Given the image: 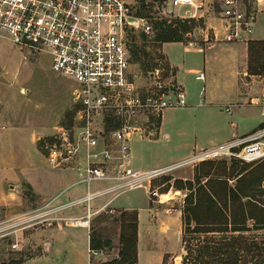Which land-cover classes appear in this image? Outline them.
I'll return each instance as SVG.
<instances>
[{
	"label": "built area",
	"instance_id": "2783aa9c",
	"mask_svg": "<svg viewBox=\"0 0 264 264\" xmlns=\"http://www.w3.org/2000/svg\"><path fill=\"white\" fill-rule=\"evenodd\" d=\"M141 1L145 6L159 3L168 19L181 5H187L188 10L173 15L181 19L201 18L210 11L226 42H246L257 11L264 9V0H211L204 8L202 0H0V35L29 53H47L50 68L74 83L72 122L58 125L52 138L44 140L43 148L51 166L75 167L78 178L71 185L84 183L86 187L78 196L60 202L55 195L36 213L24 212L2 223L0 237L17 223L32 225L31 220H64L88 227L92 214L129 190L144 187L148 195L161 201L151 180L168 169L221 154L244 161L264 155V140L259 139L263 133L255 131L161 167L142 170L131 165V135L154 134L166 108L187 103L184 87L158 80L155 71H148L146 82H140L141 72L132 66L129 31L140 28L148 33L152 29L151 15L138 12ZM195 77L203 80L204 71ZM223 108L229 110L228 105ZM97 197L104 200L93 209L91 201ZM75 206H81L83 212L52 214ZM10 245L15 248L17 242Z\"/></svg>",
	"mask_w": 264,
	"mask_h": 264
},
{
	"label": "rangeland",
	"instance_id": "374dc122",
	"mask_svg": "<svg viewBox=\"0 0 264 264\" xmlns=\"http://www.w3.org/2000/svg\"><path fill=\"white\" fill-rule=\"evenodd\" d=\"M202 2L204 8L211 0H202ZM139 10L144 15H151L149 20L152 24L150 32H145V37L141 36L140 32L143 30L140 28H133L129 31L131 48L137 50L136 55L132 51V66L141 72L139 81L146 82L148 71H155V76L160 81H174L175 71H171V68L168 67V59L164 52L168 54L170 59L177 56L179 61H182L185 52L180 44L171 41L164 43L163 52L162 42L153 39L152 19L155 17L165 18L159 3H155V6L147 5L142 9L139 4ZM186 10H188L187 5L176 7L170 18H177L178 16L173 15L185 13ZM194 19H196L197 24L191 25L189 23L187 32L190 34L181 33L182 41L196 42L201 46L209 43L218 45L219 42H224L220 37L219 21L210 11H205L203 17H195ZM252 31L251 36L255 35L264 40V9L257 11ZM258 46L259 44L254 45V48L251 49L253 54L250 55L251 65L255 68L260 63H263L264 66V47L261 56L254 52ZM24 54H27V57H24ZM168 64L170 65L169 61ZM262 73H264V69L257 75L241 74V77L248 80V93L250 90L254 92L256 97L253 100L254 103L260 106L261 111H264V76L262 77ZM196 81L197 84L201 83V80ZM73 86L74 83L70 79L50 68V57L47 53H29L27 49L19 48L6 36L0 35V164L6 174H9L8 168L12 166L17 172L22 173L24 171L35 184L37 182L44 183L47 188L52 187L51 185L56 184L59 180L66 182L78 177L76 169L62 168L72 165L51 168L45 159L46 151L42 148L44 151L40 153L36 148L34 139L36 135L52 136L56 133L58 125L68 122L69 113L73 108L71 92ZM250 96L248 94V104L250 103ZM223 106L222 111L224 112ZM223 116L221 117L224 118ZM255 131L263 133L259 139L264 140V122L263 125H255L248 133ZM206 159L214 162L224 160L226 164L234 160L237 167L248 162L228 154ZM201 161L204 160L186 163L155 176L151 180V184L161 194V201L156 200L158 196L148 195V191L144 187L135 188L130 192L120 194L121 196L118 195L120 196L118 202H122L121 200L125 197H130L136 204L140 216L141 247L145 246L146 248V245L150 244L153 251L178 249L180 246V217L177 210L174 209L182 206V201L180 202L177 198L180 196L183 198L187 190L186 188H176L173 181L174 178H192L194 168ZM167 176L168 178H165ZM227 181L232 183L233 179L229 178ZM77 187L81 188L83 184H79ZM261 192L257 191L256 197L264 201V190ZM147 195L150 203L156 209L159 208L165 213L172 211L168 208H174V211L165 215L161 210L155 211V208L152 210L146 208ZM23 198V209L29 210L28 213H36L42 208L43 204L38 206L36 201H31L26 196ZM101 202L102 198H95L91 203V208L97 209ZM121 209L123 206L111 204L97 210L90 217L88 227H71L64 220H60V228L56 225L52 226V223L57 224V220H50L52 223H46V220L43 222L31 220L29 223H34L28 226L17 223L7 230L9 231L8 234L0 237V264H12L11 261L16 258L14 251H21L23 254V261L19 264H100L102 261H109L113 257L118 258ZM13 210H15L14 207L0 206V220ZM66 210L52 214L71 213ZM151 211L156 214L155 218L151 217ZM103 213L107 215L104 217L105 219L100 217ZM160 220L166 221L167 229L162 230L161 226L157 225ZM154 221L157 222L155 226L148 225ZM85 228L88 232L93 229L95 235L102 239L110 238V244L104 246L101 251L94 252L91 249L87 251ZM250 232L255 234L258 241L264 238V229L247 231V233ZM12 241L17 242L15 248L10 245ZM43 242H48L50 245L47 251L43 249ZM146 258L148 259L146 255L141 253V260L144 261ZM180 259L178 253L174 257L169 254L165 264H180Z\"/></svg>",
	"mask_w": 264,
	"mask_h": 264
},
{
	"label": "crops",
	"instance_id": "0c3cea01",
	"mask_svg": "<svg viewBox=\"0 0 264 264\" xmlns=\"http://www.w3.org/2000/svg\"><path fill=\"white\" fill-rule=\"evenodd\" d=\"M254 38L260 39L261 37L250 35L249 39ZM247 41H224L219 42L220 44L218 45L209 43L204 46L190 41H171L182 46L185 52L182 61H179L177 56L170 59L168 54L163 50L164 43L170 41L162 42V51L167 56L170 65L175 68L174 82L184 87L187 103L183 106L166 108L160 116L154 134L141 135L139 133H133L131 135L129 138V146L131 151V165L134 168L142 170L153 169L184 159L202 148L210 147L226 140L245 135L255 125L264 122V111H261L260 106L254 103L253 100L256 98L254 92L250 90L248 93V80H246L245 77H241V74L247 76L258 74L248 71ZM200 70L204 71L205 77L201 80L200 84H197L196 80L199 79L195 77V74ZM191 75L192 77H190ZM263 76L264 73H262V77ZM248 94L251 95L249 104ZM223 105H228L229 110H224L223 112ZM39 137H41V135L35 136V144L36 139ZM37 150L42 153L38 148ZM47 163L49 164L48 161ZM50 167L60 168L51 165ZM62 168L75 169L74 166ZM20 169L22 170L21 167ZM8 172L9 174H6V171H4L0 164V206L14 207L15 210L1 219V224L8 222L10 219L16 217V215L29 211L23 209V196H26L31 201H36L39 206L55 195H57V200L62 202L84 193L86 189L84 183L71 185L78 177H76V179L67 180L66 182L59 180L56 184H52V187L47 188V185L44 183L37 182L35 184L24 171L22 173L17 172L12 166L8 168ZM23 180H26L30 184L35 192V197L31 194H25L27 190L21 184ZM79 184H83V187L78 188L77 186ZM130 191L131 190H129V192ZM120 196L115 197L108 205L114 204L123 206V209L136 208L134 200L130 197H125L121 200L122 202H118L117 200ZM100 198H102L103 202L104 197ZM177 199L181 202L183 198L180 196ZM94 200L95 199H93L91 203ZM145 205L146 208L151 210L155 208V206L150 203L148 195ZM75 207H77V209H75ZM75 207L66 211L75 214L83 212L81 206ZM180 208L181 207L173 208L177 210L179 217L181 216ZM157 209L161 210L159 208ZM157 209L155 211H157ZM173 209L168 208V210L172 211L166 213L161 211L165 213V215H168L174 211ZM151 212V217L155 218L156 214L153 211ZM139 217V211L137 210V264H162L164 253L171 254L173 257L178 253L181 258V243L176 250L160 249L153 251L150 248V244L146 245V248L145 246L141 247ZM155 221L148 225L155 226L157 223ZM56 222L58 225L51 222L52 226L56 225L59 227L60 220ZM157 225H160L162 230L168 227L166 221L163 220H160ZM180 231L181 219L179 236ZM86 235L87 251H89V232L87 229ZM49 246L48 243L46 251L49 249ZM141 253L142 255H146L148 259L146 258L144 261L141 260Z\"/></svg>",
	"mask_w": 264,
	"mask_h": 264
},
{
	"label": "trees",
	"instance_id": "16d2710c",
	"mask_svg": "<svg viewBox=\"0 0 264 264\" xmlns=\"http://www.w3.org/2000/svg\"><path fill=\"white\" fill-rule=\"evenodd\" d=\"M140 6L145 8L143 1ZM138 12L142 14V11ZM152 23L153 39L158 42L182 41L181 33L189 30V23L197 24L194 18L178 17H155ZM140 33L142 37L146 36L144 31ZM255 44H259L255 54H262L264 40L249 39L247 67L248 71L259 73L264 69L263 63L257 68L251 65V49ZM132 51L136 55L137 50L133 48ZM167 65L175 71L168 61ZM74 110L73 103L69 120L63 124H71ZM51 138L50 135L39 137L37 148L43 152L44 140ZM235 162L231 160L226 164L224 160L214 162L204 159L194 168L192 178H174L176 188L187 190L180 208V264H264V238L258 241L254 233H247L251 229H264V201L256 197L257 191L264 190V157L244 162L238 167ZM229 178L233 179L232 183H228ZM22 185L27 190L25 194L35 197L26 180L22 181ZM106 216L104 213L100 215L101 218ZM119 221L118 258L113 257L100 264H137L136 208L121 209ZM110 242V238L102 239L95 235L93 229L90 230L89 249L92 251H101ZM14 253L16 258L11 263L19 264L23 261V254L21 251ZM168 256V253L163 254L162 264L166 263Z\"/></svg>",
	"mask_w": 264,
	"mask_h": 264
},
{
	"label": "water",
	"instance_id": "95a60500",
	"mask_svg": "<svg viewBox=\"0 0 264 264\" xmlns=\"http://www.w3.org/2000/svg\"><path fill=\"white\" fill-rule=\"evenodd\" d=\"M152 74H153V73L151 72L150 75L152 76ZM47 248H48V243H47V242H44V243H43V249L46 250Z\"/></svg>",
	"mask_w": 264,
	"mask_h": 264
}]
</instances>
